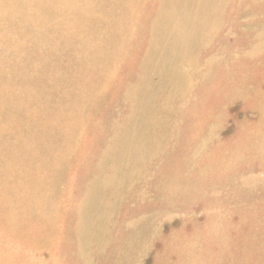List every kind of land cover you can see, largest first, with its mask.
Segmentation results:
<instances>
[{
  "label": "rangeland",
  "instance_id": "374dc122",
  "mask_svg": "<svg viewBox=\"0 0 264 264\" xmlns=\"http://www.w3.org/2000/svg\"><path fill=\"white\" fill-rule=\"evenodd\" d=\"M91 1L89 19L123 12V0ZM143 7L129 31L128 65L103 74L102 83L115 78L112 95L82 108L76 99L88 97L92 74L79 67L87 58L78 40L70 50L49 47L47 30L30 22L47 19L45 8L0 0V80L11 78L0 82V181L65 190L57 198L79 231L66 233L57 264H264V0ZM9 36L37 42L17 52ZM35 109L83 127L81 151L66 148L79 135L67 138L64 128L39 147L29 140L47 124ZM30 173L38 183L22 176Z\"/></svg>",
  "mask_w": 264,
  "mask_h": 264
},
{
  "label": "bare ground",
  "instance_id": "6f19581e",
  "mask_svg": "<svg viewBox=\"0 0 264 264\" xmlns=\"http://www.w3.org/2000/svg\"><path fill=\"white\" fill-rule=\"evenodd\" d=\"M22 1L25 2L26 0ZM32 1L34 2L35 7H40V9L45 8L48 13L47 19L37 16V18L30 20L32 24H39L42 29L47 30L44 35L45 38H40L42 40L41 42L46 43V45L49 44V47H52V44L61 45L65 49L70 50L69 47L74 40L77 39L82 46V48L78 51V54L84 53L86 55V63L79 65V67L80 69L84 68L88 73L92 74V77L90 76V92L87 98L78 97L80 99H76V101H79L78 103L82 105V108L92 103L95 105L104 103L108 95H112V88L109 90L108 88L114 84L115 78L114 76L111 77V75H109V79L107 77L108 81L102 83L101 80L103 79V74L105 72L116 73L117 70L124 69L128 65V42L131 37L129 31L131 27L133 29V26L136 28L134 17L139 18L142 16L144 11L143 5L146 0H123V12L114 16L107 14L110 13V11L101 12L96 17L91 19H89L88 16L94 7L91 0H84V3H82L84 8L81 7V4L80 6L75 4L76 2L73 0ZM6 9L10 8L7 6ZM81 9L85 10L83 15L78 13V10ZM5 15V13L0 11V18ZM102 15L103 17H101ZM13 22L19 24L18 19H14ZM53 25H56L57 28L52 29ZM95 30H99V33L94 34ZM20 31L23 30L20 28ZM5 38L7 41L10 40L13 47H15L14 51L17 52L27 50L29 48V42L31 45H33L34 42H37L32 40L15 43L14 36ZM110 38L112 40L107 42V39ZM105 41L106 43H104ZM86 42H92L93 44L90 45V48L89 45L83 46ZM35 51L38 54L43 53L40 48ZM49 52L50 51H48V53ZM10 79V77H6L5 79L0 80V82L3 83L5 87ZM25 91L27 93L31 92L30 89H25ZM27 93L24 92V100L27 99ZM18 110H20L19 105ZM69 110L73 109L71 107L68 109L67 107V110L64 111L68 113ZM45 111H47V109ZM60 111L63 113L62 110ZM36 112L40 113L38 110H36ZM38 113L33 112L32 115L34 118H38L39 121H44L47 124L42 127L40 132H30L27 135L30 138L29 140L36 141L37 146L39 147V144L45 142V139L42 137L45 133L48 131L50 132L51 129H55V131L58 132L64 128V135L67 138H71L75 134L79 135V138L77 137L78 140L74 141V143L69 140L66 148L72 153L77 150L81 151L77 142L82 141L84 138V134L82 132L83 130L80 131L83 127L79 130V125L74 123L71 117H69L68 121L64 123L62 120L63 118L61 117L62 115L60 116L58 111L47 115H41V113ZM26 115L27 110L23 109L19 113V117H16H18L20 122L24 123L27 120ZM12 124L13 121H11L10 127ZM87 142H90L89 138H87L82 151L86 148ZM13 154V151L8 152L7 160L4 161L5 167L13 168V164L11 162V156ZM29 160L30 158H24V164H28ZM37 164L38 163H36V165ZM1 166L2 165L0 163V168ZM22 176L24 179L28 178L30 181L36 183L40 180H37L38 176L33 173H30L29 175L23 174ZM6 179L9 180L10 178L7 176ZM11 180L15 181L16 179L14 180L11 178ZM17 181H19V179ZM34 186H36L35 189L21 188L19 183L18 186L15 185L14 187H8L0 181V264H57L56 256L59 248L63 245L66 233H68L70 229L75 232L79 231V228L76 227L77 225H73L71 228L68 226L67 219L69 213L66 210V204H63L59 198H57L60 194L61 196L64 195L63 192L65 190H60L56 183H47L45 187H42V180ZM72 187L74 188V186ZM53 190L56 194L53 193ZM69 195H71V193ZM65 200L67 201V199ZM72 202H74L73 199ZM68 203L70 204L71 202L68 201ZM26 210H29L30 212L25 213L26 217L24 218L21 215L22 213L27 212ZM41 255H44V257H41Z\"/></svg>",
  "mask_w": 264,
  "mask_h": 264
}]
</instances>
